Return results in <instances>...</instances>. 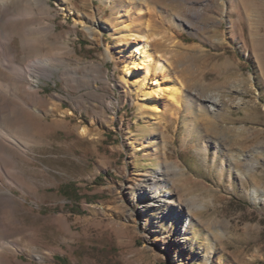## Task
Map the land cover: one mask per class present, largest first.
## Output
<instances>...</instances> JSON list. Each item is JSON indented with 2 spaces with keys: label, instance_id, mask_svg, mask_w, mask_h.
Here are the masks:
<instances>
[{
  "label": "rangeland",
  "instance_id": "374dc122",
  "mask_svg": "<svg viewBox=\"0 0 264 264\" xmlns=\"http://www.w3.org/2000/svg\"><path fill=\"white\" fill-rule=\"evenodd\" d=\"M17 1L28 30L0 23L6 53L52 63L25 98L41 112L19 106L31 145L19 187L2 175L0 264H264V0ZM125 32L182 88L164 112L123 81Z\"/></svg>",
  "mask_w": 264,
  "mask_h": 264
},
{
  "label": "bare ground",
  "instance_id": "6f19581e",
  "mask_svg": "<svg viewBox=\"0 0 264 264\" xmlns=\"http://www.w3.org/2000/svg\"><path fill=\"white\" fill-rule=\"evenodd\" d=\"M15 1L17 0H0V23L3 20L6 21V32L8 33L10 32L9 29L18 26L19 23L16 22L17 19L23 21L24 29L26 31L28 30V25L26 23L29 19V12L26 13L27 10H24L26 11L25 13L18 14V17L12 15L15 9L12 3ZM123 27L125 31L131 29L128 22H126ZM123 35L124 36L120 38L118 43V50L121 53L120 57L124 61L122 67L123 81L131 87L130 89H132V91L136 92L138 98L137 106H139L138 108H140L141 113L146 110L157 113L164 112L165 107L161 106L162 101H176L177 98L180 97V89L182 88L180 86V88H177V86H172L171 84L167 85L169 82L168 80L159 78L157 73V69L159 68L158 59L146 40L137 41L136 38L128 32H125ZM5 39L4 42L0 40V184H4L2 178V175H4L11 181H7L8 183L19 187V172L16 168L18 162L14 161L13 157L17 156L18 153L26 155L27 152L30 151L31 145V135L27 132L24 123L19 120V106L21 105L20 107H24L23 109L26 115H33L36 112H41V109H36V107L33 108L25 98L27 97L30 100L34 99L32 100L35 103L34 105L38 103L40 96L38 90L35 89L36 85L32 84V82H34L32 77L38 79L40 76L48 75L52 62L50 63V60L46 57L38 56L35 60L27 64L26 70L24 71L19 64L16 63L15 57L8 56L6 53V45L10 42L12 37H7ZM20 76L28 82V85L22 88H20L17 82ZM141 81H143V84H141ZM21 94H24L25 97L21 96ZM32 95H34V97ZM213 103L212 110H214L215 106L219 105V101L214 100ZM30 107L31 110L26 109H30ZM210 124L213 126V122H210ZM82 131V133L85 134L89 133L86 128H83ZM164 188V186H160L158 192H154L152 196L155 199L156 197L161 198V200H159L160 206H168L171 210L175 208L174 213L171 214L172 218L169 219L170 222H172L179 216L178 210L180 209V204L176 199L167 196ZM144 189L148 190L147 188ZM8 191L14 193L13 189ZM1 192L2 189L0 188V194ZM191 225L192 219L189 215L184 221L180 231L184 233V235H187V231L190 229ZM3 234H5V232L2 231L0 227V239L3 238ZM182 254L183 252L178 250L177 256L182 257Z\"/></svg>",
  "mask_w": 264,
  "mask_h": 264
}]
</instances>
